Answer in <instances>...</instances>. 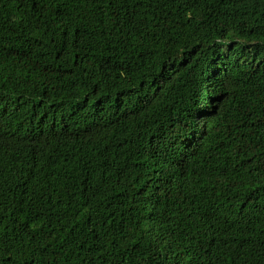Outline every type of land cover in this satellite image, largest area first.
Wrapping results in <instances>:
<instances>
[{
	"label": "trees",
	"instance_id": "trees-1",
	"mask_svg": "<svg viewBox=\"0 0 264 264\" xmlns=\"http://www.w3.org/2000/svg\"><path fill=\"white\" fill-rule=\"evenodd\" d=\"M0 264H264V0H0Z\"/></svg>",
	"mask_w": 264,
	"mask_h": 264
},
{
	"label": "bare ground",
	"instance_id": "bare-ground-1",
	"mask_svg": "<svg viewBox=\"0 0 264 264\" xmlns=\"http://www.w3.org/2000/svg\"><path fill=\"white\" fill-rule=\"evenodd\" d=\"M103 177V176H102ZM107 177V176H106ZM108 184V183H107ZM134 197V196H133ZM84 232V231H83ZM82 239V238H81ZM188 244V243H187ZM164 245V244H163ZM168 246V245H167ZM197 247V246H196ZM188 249V248H187ZM203 249V248H202ZM163 250V249H162ZM161 250V251H162ZM168 250V249H167ZM172 250V249H171ZM178 250V249H177ZM184 250V249H183ZM189 251V250H188ZM198 251V250H197ZM190 252V251H189ZM197 254V253H196ZM169 255H171V254H169ZM188 256V255H187ZM189 257H191V255L189 256ZM177 258H178V256H177ZM186 258V257H185ZM188 258V257H187ZM189 259V258H188ZM190 261V260H189ZM173 263V262H172ZM180 263V262H179ZM187 263V262H186Z\"/></svg>",
	"mask_w": 264,
	"mask_h": 264
}]
</instances>
